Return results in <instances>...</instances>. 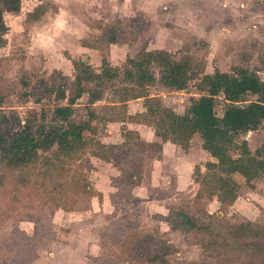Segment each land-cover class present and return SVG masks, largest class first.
<instances>
[{
	"label": "rangeland",
	"instance_id": "374dc122",
	"mask_svg": "<svg viewBox=\"0 0 264 264\" xmlns=\"http://www.w3.org/2000/svg\"><path fill=\"white\" fill-rule=\"evenodd\" d=\"M37 7L41 17L26 22V14ZM2 19L7 31L0 46V125L9 135L24 127L35 130L39 124L48 127L57 122L53 109L66 103L75 75L70 61L79 59L96 72L102 58L110 67H121L139 51L164 50L174 53L175 59L188 58L196 74L231 73L241 68L254 72L264 83V0H20L18 11L4 13ZM98 25L114 26L123 34L122 41L103 43ZM53 73L64 76L63 100L52 94L47 97L42 90L51 75L57 76ZM90 86L100 95L90 106L86 95L78 99L72 106V118L85 121L87 109L97 118L91 122L92 134L84 132L88 138H83L85 144L73 152L75 156H57L61 154L53 144L38 150L34 167L2 175L0 191L14 187L13 177L35 175L33 180L43 184L39 189L45 191L42 196L47 200L43 204L32 194L31 200L24 196L8 202L14 193L0 196V264H9L12 256L17 259L26 242L24 236L37 255L31 264H146L132 250L129 254L128 244L119 237L138 233L163 240L170 247L166 259L171 264H264V239L232 243L230 235L239 224L264 228L262 180L247 186L233 174L238 190L228 205L214 197L196 199L193 171L197 168L204 173V164L213 161L201 149L196 134L186 151L165 142L162 156L146 152L141 158L140 185L125 190L131 194L128 199L114 197L113 208L110 179L118 172L109 160L111 147L122 141L121 128L136 130L144 141L159 140L151 126L140 121L142 99L121 103L123 89L131 84L104 79ZM146 94L175 114H182L190 99L199 95L194 82L181 91L155 82ZM216 114L220 116L218 107ZM113 119L122 122H108ZM263 139L264 121L234 142L246 141L252 153ZM98 191L101 199L90 196L100 195ZM185 205L203 211L195 216L213 223L215 240L170 228L168 210ZM118 221L123 223L114 227Z\"/></svg>",
	"mask_w": 264,
	"mask_h": 264
},
{
	"label": "trees",
	"instance_id": "16d2710c",
	"mask_svg": "<svg viewBox=\"0 0 264 264\" xmlns=\"http://www.w3.org/2000/svg\"><path fill=\"white\" fill-rule=\"evenodd\" d=\"M19 4L20 0H0V46L7 31L2 16L4 13L17 12ZM41 15L42 10L37 7L26 14L25 21L28 23L36 21ZM97 30L100 32L98 38L103 43L118 44L122 41L123 34L114 26L98 25ZM70 63L75 73L72 90L67 96L66 103L53 109V118L57 122L48 127L39 124L35 130L24 127L14 135L3 133L0 125V180L4 177L3 174L12 173L20 168L27 170L34 167L39 157L38 150H44L53 144L61 154L57 156L74 157L73 152L85 144L84 132L92 134L94 129L90 127L91 122H95L97 116L94 111L87 109L85 121L75 120L72 118V106L83 95L87 96V106H90L92 99L100 95L90 85L94 81L107 79L132 85L129 89H123L125 97L121 103L142 99L144 111L139 114L140 121L151 126L153 136L159 140L146 142L140 139L136 131L121 128L122 141L119 145L111 147L113 157L109 160L114 161L111 163L112 167L118 172L110 179V188L113 192L109 195V202L113 208L116 205L114 197H117V201L128 199L130 193L128 196L125 190L129 191L140 185L143 163L141 158L146 152H155L160 156L161 144L165 142L186 151L191 137L195 134L200 138L201 149L213 160L204 164V173H200L197 168L193 171V182L198 185L196 199L212 200L214 197L219 203L227 205L233 202L238 190V184L232 179L233 174L243 178L247 186L259 178L264 184V139L252 153L248 150L246 141L234 142L245 133L255 131L264 121V83L254 72L237 68L231 73L214 70L211 74L197 75L188 58L175 59L174 53L164 50L139 51L132 58H127L121 67H110L102 58L96 72L81 59ZM53 74L57 76L51 75L42 90L47 93V97L52 94L56 99L63 100L64 76L60 75L59 78L57 73ZM57 79L62 81L59 82ZM155 82L174 91L184 90L194 82L199 95L190 99L189 106L182 114H175L163 107L157 99L146 94V88ZM217 107L220 109V116L216 114ZM117 121L122 122L120 119L108 122ZM232 152H235V157L231 156ZM71 153L73 154L68 155ZM34 177L35 175H26L20 176L19 180L11 178L14 187H3L0 196L14 193V197H7V201L12 202L19 201L24 196L31 200L34 194L45 204L47 199L42 196L45 191L39 189L43 184H38V179L33 180ZM19 184L21 188L17 187ZM80 192L84 194L85 188ZM98 194L100 195L94 193L90 196L101 199V193ZM199 212L204 214L203 211L201 213V209L197 208L194 211L188 205L169 209L166 215L167 222L172 230L190 232L197 237L208 236L215 240L212 236L216 231L213 223L204 222L195 216ZM24 218H31V215H24ZM122 223L118 221L114 227ZM230 235L232 243L264 239V228L252 224H239L232 228ZM119 237L122 242L128 244L129 254L133 252L136 258L146 264H171L166 259L170 247L163 240L139 233L134 237L132 235ZM13 239L16 240L15 237ZM24 240H26L24 246L18 250L19 256L17 259L12 256L9 264L16 262L31 264L37 258L30 239L24 236ZM198 242L201 247L205 246L202 239L199 238Z\"/></svg>",
	"mask_w": 264,
	"mask_h": 264
},
{
	"label": "crops",
	"instance_id": "0c3cea01",
	"mask_svg": "<svg viewBox=\"0 0 264 264\" xmlns=\"http://www.w3.org/2000/svg\"><path fill=\"white\" fill-rule=\"evenodd\" d=\"M134 131H136V130H134ZM137 132V131H136ZM138 133V132H137ZM140 137V136H139ZM141 139V138H140ZM142 140V139H141ZM144 141V140H143ZM146 142H158V141H146ZM164 144H166V143H162L161 144V149H162V146L164 145ZM165 146V145H164ZM160 156H162V155H160ZM99 192V191H98ZM100 193V192H99ZM131 195V194H130ZM101 198H102V194H101Z\"/></svg>",
	"mask_w": 264,
	"mask_h": 264
}]
</instances>
